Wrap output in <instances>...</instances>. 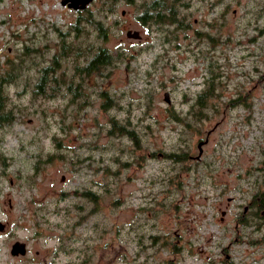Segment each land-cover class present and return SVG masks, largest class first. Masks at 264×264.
Listing matches in <instances>:
<instances>
[{
	"label": "rangeland",
	"instance_id": "rangeland-1",
	"mask_svg": "<svg viewBox=\"0 0 264 264\" xmlns=\"http://www.w3.org/2000/svg\"><path fill=\"white\" fill-rule=\"evenodd\" d=\"M152 1L0 0V264H264V0Z\"/></svg>",
	"mask_w": 264,
	"mask_h": 264
},
{
	"label": "trees",
	"instance_id": "trees-1",
	"mask_svg": "<svg viewBox=\"0 0 264 264\" xmlns=\"http://www.w3.org/2000/svg\"><path fill=\"white\" fill-rule=\"evenodd\" d=\"M168 1L166 0L164 2V1H161V0H154L151 3H149V4H146L143 7V9L141 10V13L137 15L138 20H140L143 23L146 22V21H148V22L153 21V22H158L159 23V22L163 21L164 18L167 17L166 21H168L170 23H174L176 21V18L174 17V13L172 11V7L169 6L170 1L169 2ZM171 2H174V0H171ZM162 7H166V10H167L166 11L167 12L166 16H165V14L162 11ZM84 21H87L89 23L94 24L95 27L98 28V29L103 28V23L99 19H92L91 17H85L84 16ZM177 22H178V27L184 28V24L180 23L179 21H177ZM178 29L179 28H177V30ZM262 30L264 31V27L262 28ZM110 56H112V55L109 53V49L108 48L99 46L97 51L95 52L94 56L92 57V59L85 66V69L86 70H91V69H94L95 64L108 62V58H110ZM16 64L17 63H14L12 61L9 62V65H8L9 68H7L6 74H2L0 76V85H1L2 82H5L6 80H9L12 77L13 70H15L16 68H17V70L21 69V65H17L15 67ZM17 70H15V71H17ZM41 72H42V75L40 76V79H38V82L36 84H34V87L32 89L33 90L32 92H33L34 95H36V92L41 94L42 90L40 88H42V83L45 82V79H46V82H47L48 86H51V88L52 87L53 88L57 87L59 85V82H51L46 77L47 67L42 68ZM207 92L208 91H204V92L199 94V96L202 97V98H200L201 101L203 99L205 100V98H206L205 96H207V94H206ZM7 103L8 102L6 101L5 97L2 96L0 98V126L3 124L4 121H10L12 116L14 115L13 106L12 107H8ZM198 110L200 111L201 109L199 108ZM17 111H20V107L17 109ZM119 128H124V127H123V125H121ZM125 130H128V129H125ZM129 132H132V131L129 130ZM169 156L174 157L175 160H176V158H179V157L184 158L183 156H185V153H181V154H177V155H175L174 153H169ZM257 194L260 195L259 197L261 199L260 200L261 201L260 202L261 206H264V193L261 192V193H257ZM257 194L255 193V197L258 196ZM256 203H257V198H256Z\"/></svg>",
	"mask_w": 264,
	"mask_h": 264
},
{
	"label": "water",
	"instance_id": "water-1",
	"mask_svg": "<svg viewBox=\"0 0 264 264\" xmlns=\"http://www.w3.org/2000/svg\"><path fill=\"white\" fill-rule=\"evenodd\" d=\"M91 0H61L62 4H66L68 7H71L73 9H78V8H84ZM124 11L122 10V13ZM126 35L128 37H133V38H138L140 37V33L138 30H134V29H127L126 31ZM163 99L169 103L170 102V98H169V93L168 91H165L163 93ZM207 141V136L199 141L197 143V147H198V154L197 157L200 156L201 152H202V143ZM3 228V224L0 222V230ZM26 252V243L24 241H19L16 240L15 242L12 243L11 248H10V253L12 255H16V254H24Z\"/></svg>",
	"mask_w": 264,
	"mask_h": 264
},
{
	"label": "flooded vegetation",
	"instance_id": "flooded-vegetation-1",
	"mask_svg": "<svg viewBox=\"0 0 264 264\" xmlns=\"http://www.w3.org/2000/svg\"><path fill=\"white\" fill-rule=\"evenodd\" d=\"M60 2H61V0H60ZM76 10V9H75ZM124 11V10H123ZM130 29V28H129ZM140 37H138V38H136V39H139ZM219 124L217 123V126H218ZM189 157L190 158H195L196 160H199L200 159V157H197L196 155L195 156H192V155H189ZM261 199H260V197H257V203L259 204V205H261V201H260ZM264 211V209H262L261 210V212H263ZM28 255V251H27V247H26V252L24 253V254H16L15 256L16 257H21V258H25L26 256ZM84 259L83 260H81L80 262H78V263H76V262H66V263H62V264H84Z\"/></svg>",
	"mask_w": 264,
	"mask_h": 264
}]
</instances>
